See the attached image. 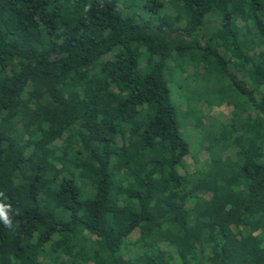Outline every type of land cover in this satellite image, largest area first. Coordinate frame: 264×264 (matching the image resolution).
I'll return each instance as SVG.
<instances>
[{
    "label": "trees",
    "instance_id": "16d2710c",
    "mask_svg": "<svg viewBox=\"0 0 264 264\" xmlns=\"http://www.w3.org/2000/svg\"><path fill=\"white\" fill-rule=\"evenodd\" d=\"M0 193V264H264V0H0Z\"/></svg>",
    "mask_w": 264,
    "mask_h": 264
},
{
    "label": "rangeland",
    "instance_id": "374dc122",
    "mask_svg": "<svg viewBox=\"0 0 264 264\" xmlns=\"http://www.w3.org/2000/svg\"><path fill=\"white\" fill-rule=\"evenodd\" d=\"M190 84L196 85V83ZM169 90L170 99L176 113V121L179 125V132L188 147V154L185 157V163L187 165L186 167L190 169L193 165H201L207 157L206 152L203 148H201L204 144H201L202 137L198 133L199 131L197 132V130H193L192 132V128L190 126H186L190 121H187L189 119V115H199L196 118L197 125L199 122L201 125L213 123L215 125L212 126L213 129H215L217 127V122H225L229 119L232 108L229 101L232 92L225 87L224 90L221 91V98L223 99V102H221L219 106L214 105L209 108L198 98L197 94H187L186 92L184 93L183 90H180L179 93L182 95L177 96L175 93L178 94V92H176V90H174L171 86L169 87ZM185 94L188 98H186ZM182 115H186V118H188L185 119Z\"/></svg>",
    "mask_w": 264,
    "mask_h": 264
},
{
    "label": "clouds",
    "instance_id": "9594fccd",
    "mask_svg": "<svg viewBox=\"0 0 264 264\" xmlns=\"http://www.w3.org/2000/svg\"><path fill=\"white\" fill-rule=\"evenodd\" d=\"M2 195L3 193H0V196ZM10 211H11L10 205L0 203V222H2L6 227L9 228L12 227V221L8 214Z\"/></svg>",
    "mask_w": 264,
    "mask_h": 264
}]
</instances>
